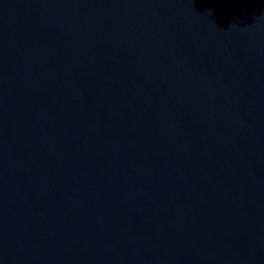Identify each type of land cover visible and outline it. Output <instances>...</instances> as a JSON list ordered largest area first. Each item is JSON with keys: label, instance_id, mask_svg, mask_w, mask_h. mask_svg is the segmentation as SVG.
I'll list each match as a JSON object with an SVG mask.
<instances>
[{"label": "water", "instance_id": "95a60500", "mask_svg": "<svg viewBox=\"0 0 264 264\" xmlns=\"http://www.w3.org/2000/svg\"><path fill=\"white\" fill-rule=\"evenodd\" d=\"M0 264H264V0H0Z\"/></svg>", "mask_w": 264, "mask_h": 264}]
</instances>
